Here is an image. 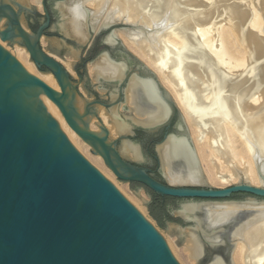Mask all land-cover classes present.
Returning a JSON list of instances; mask_svg holds the SVG:
<instances>
[{
  "label": "bare ground",
  "instance_id": "1",
  "mask_svg": "<svg viewBox=\"0 0 264 264\" xmlns=\"http://www.w3.org/2000/svg\"><path fill=\"white\" fill-rule=\"evenodd\" d=\"M31 1L42 8L43 0ZM218 1L59 0L56 6L61 30L79 43L87 42L90 28L98 32L121 25L108 35L107 43L123 42L157 75L175 101L191 141L185 135H172L158 147L170 184L223 188L245 182L264 188V2L261 17L253 3L252 9H239L234 8V1L231 8L221 6L227 0ZM5 44L0 38V45L6 48ZM68 56L63 62L70 68L69 58L74 56ZM15 58L39 82L62 94L56 79L38 71L25 48L16 46ZM259 61L263 64L256 71H261V77L254 69L259 77L254 81L247 65ZM127 69L126 62H113L107 55L89 67L95 81H122ZM230 92L235 98L246 99L242 112L254 119L240 115ZM126 93L127 113L113 107L111 114L101 115L112 137L129 133L132 124L153 128L169 118L170 107L151 78L130 75ZM81 102H77L80 111L84 108ZM98 125L92 122L91 129L97 132ZM80 141L83 154L91 153L92 164L114 179L103 159ZM124 144V152L141 159L138 147ZM182 213L198 223L184 234L183 252L191 264H198L207 254L208 264H264V201L190 204ZM227 245L232 246L229 261L223 256Z\"/></svg>",
  "mask_w": 264,
  "mask_h": 264
},
{
  "label": "water",
  "instance_id": "2",
  "mask_svg": "<svg viewBox=\"0 0 264 264\" xmlns=\"http://www.w3.org/2000/svg\"><path fill=\"white\" fill-rule=\"evenodd\" d=\"M42 10L46 22L33 32L22 22L36 12L33 7L0 0L2 42L25 48L36 68L56 79L62 93L56 94L39 82L0 45V264H180L167 240L139 208L84 157L80 138L119 181L140 183L163 197L194 200L182 204L176 213L185 224L177 225L182 231L198 224L183 215L187 205L240 202L233 199L238 194L264 201V188L245 182L223 189L168 182L158 147L172 135H185L190 140L189 128L157 75L120 40L115 45L105 44L121 45L128 58L141 63L139 67L154 81L171 113L156 127L132 124L129 133L110 141V130L93 109L95 105L106 106L104 102H87L64 65L42 48L51 23L46 0L42 1ZM3 21L6 27L2 29ZM117 26L121 25L98 32L90 28L87 42L79 43L66 35L59 23V41L66 45L75 40L84 47ZM104 54L109 56L107 51ZM122 93L121 87L119 99L110 108L125 103ZM78 100L84 102L82 111ZM174 109L179 113L176 130L156 147L161 182L139 163L128 160L119 144L132 143L142 156L141 146L132 140L134 130L159 129L168 123ZM93 118L100 123L101 132L91 129ZM197 200L201 202L195 203Z\"/></svg>",
  "mask_w": 264,
  "mask_h": 264
},
{
  "label": "rangeland",
  "instance_id": "3",
  "mask_svg": "<svg viewBox=\"0 0 264 264\" xmlns=\"http://www.w3.org/2000/svg\"><path fill=\"white\" fill-rule=\"evenodd\" d=\"M18 3H22L23 5H28L27 7H33L34 10L40 14H43V10L42 8H38L37 6H35V4L32 3L31 0H27V1H23V0H14ZM59 0H46V2H48V5L50 7V10L53 12L54 16H55V21H54V25L53 27L51 28V33L52 34H58V25L59 23H61L62 19H61V14L59 13L58 10H56V5L58 3ZM165 1V0H163ZM221 1V0H220ZM218 1V2H220ZM226 1V0H223V2ZM229 0L226 1V3H222L221 6H229L230 8L232 7V4H233V1H234V5L235 7L234 8H239V9H243L244 7L245 8H253V5L255 6L254 10L257 11V13L262 17V2H264V0H239V1H235V0H231L230 3L228 2ZM238 2V3H237ZM241 3V5L239 4ZM253 3L252 7L251 4ZM15 8L16 6L14 4H12ZM246 5V6H245ZM227 6V7H228ZM222 8V7H221ZM225 8V7H223ZM244 8V9H245ZM17 9V8H16ZM258 9V10H257ZM261 13V14H260ZM28 17V16H27ZM27 17L25 19V21H22L24 25H28L26 23L27 21ZM5 22V21H4ZM2 23L1 24V28H5L6 27V23ZM27 27V26H26ZM121 26H117L116 28H119ZM30 29V28H29ZM112 30H108V31H105L103 33H101V37L103 38V41H107L108 37L110 36V33H111ZM109 35V36H108ZM72 44V46H70V50L67 51V49H65V45H63L59 40H43L42 41V44L44 46V49L45 51L48 53L49 52H52L54 53L55 55H57L58 57H60L59 61H61L63 64V59H68V53H72V55L74 56V58H69V61H70V68H68V66H66L69 70L72 69V65H74V62L76 61V56L74 54V51L72 50L71 47H75L76 50L78 51H81V49L83 48V46H81L79 43H77L75 40L73 41H70ZM47 43V44H46ZM123 43V42H122ZM6 50L8 52H10L14 57H15V48L16 46H19L18 44H11V43H6ZM51 45V47H50ZM46 46V47H45ZM121 48V45H117ZM65 52L66 54H64L65 56L63 57L61 54ZM101 58V57H100ZM99 58V59H100ZM98 59V60H99ZM73 60V61H71ZM96 60V62L98 61ZM260 62V61H259ZM252 63L247 65V67L249 68V70L252 72L251 76L254 74L257 73V75H259V77H261V71L259 70L258 71V68H259V65L261 66L263 63L260 62V63ZM72 63V64H71ZM95 63V62H94ZM262 63V64H261ZM141 63H138V66L140 65ZM254 64V65H253ZM65 65V64H64ZM246 67V69L248 70V68ZM252 67V68H251ZM256 68H257V71H256ZM254 69H255V72H254ZM254 72V73H253ZM253 75V77H254ZM255 75V79L252 78V80H256L258 79L259 77ZM257 77V78H256ZM219 79V78H218ZM218 79L216 80V82L218 81ZM218 83V82H217ZM225 92V91H224ZM126 93V91H125ZM102 96L104 99H106V94L105 92H102ZM127 94V93H126ZM126 94H125V99H126ZM229 94V93H228ZM230 98L234 99L237 103V107L238 109L240 108L239 112H240V115H241V112L243 111L242 108L245 109L244 104L246 105L245 101L246 99H241L239 97L235 98V94L231 93L230 92ZM175 102V101H174ZM225 102V101H224ZM223 102V103H224ZM83 103V102H81ZM222 103V102H221ZM126 105L128 107V109L126 108ZM239 105V106H238ZM115 108V107H114ZM117 108V107H116ZM127 109V110H126ZM97 110H98V113L100 114V116L104 113H108V111L104 108V107H97ZM118 111L122 112V113H127V111H129V105L127 104V99L125 101V103L123 104V106L120 107V109H118ZM117 111V112H118ZM244 114V115H243ZM247 114V113H246ZM245 114V110H244V113L242 112V117H245L246 116ZM248 117V116H246ZM253 117V116H252ZM252 117H248V119H254ZM178 119H179V113H178ZM250 119V120H251ZM101 120L103 121V118L101 116ZM133 121V120H132ZM94 124H96L98 127H99V122L97 119H95L94 121H92ZM104 122V121H103ZM127 122V121H126ZM134 122V121H133ZM105 124V123H104ZM105 126L107 127V124H105ZM188 126V125H187ZM109 128V126L107 127ZM189 128V127H188ZM98 131H100V128H98ZM97 131V132H98ZM175 131V130H174ZM125 133H128V132H125ZM124 133V134H125ZM190 133V134H189ZM189 135H191V132L189 131L188 132ZM120 137V135H118L117 137H112L110 135V141H115V140H118ZM127 144H120L119 145V150H121L124 154V156L128 159V160H131L133 162H137L139 163L140 165L142 166H146L148 164H151V161L147 158V157H144L143 155L141 156V159H136L132 154H127L126 152H124L125 150V147H126ZM92 150V148H91ZM84 155V154H83ZM89 156H91V153L89 155H84V157L92 164V162L90 161L89 159ZM93 165V164H92ZM94 166V165H93ZM95 167V166H94ZM97 168V167H95ZM98 171H100L98 168H97ZM101 172V171H100ZM102 173V172H101ZM103 174V173H102ZM104 175V174H103ZM105 176V175H104ZM115 176V175H114ZM106 177V176H105ZM108 178V177H107ZM109 179V178H108ZM115 186H117V188L126 196L128 197L138 208L139 210L143 213V215L155 226V228L159 231V233L167 240V242L169 243L170 247H171V250L173 252V254L175 255V257L177 258V260L179 261L180 264H191L187 259H186V255L184 254L183 252V249H184V245H185V236L184 234L188 231V226H186V229L184 231L180 230L177 225H185L184 222L183 223H167L166 227L163 228L161 226L158 225L157 221L154 220V218L151 216V213H150V210L148 208V205L150 204L151 200H152V196L151 194L144 188H141V187H133L131 184L129 183H124V182H121L119 181L116 176L114 179H109ZM235 185V184H233ZM204 186H209V187H212L213 188H228V187H219V186H215L212 185V184H207V185H204ZM252 197L249 196V195H246V194H238L236 196L233 197V199L235 200H238V201H247V200H250ZM194 200L192 201H188V200H183L181 202H179L178 204H176L175 206H169V210H170V213L172 214V216H174L175 218H179L176 213L178 211V209L180 208V206L182 204H189V203H193ZM201 201L197 200L195 203H200ZM191 225V224H189ZM180 236V237H179ZM178 248V249H177ZM180 249V250H179ZM231 253H232V246L230 245H227L224 249H223V256L224 258L229 261V259L231 258ZM210 261V257L209 255L207 254L206 257L200 261L198 264H208ZM188 262V263H186Z\"/></svg>",
  "mask_w": 264,
  "mask_h": 264
},
{
  "label": "flooded vegetation",
  "instance_id": "4",
  "mask_svg": "<svg viewBox=\"0 0 264 264\" xmlns=\"http://www.w3.org/2000/svg\"><path fill=\"white\" fill-rule=\"evenodd\" d=\"M47 6L51 15V23H50V27L45 30V40L51 41L52 39L55 38L59 40L60 38L59 34L51 33V28L54 25L55 16L53 12L50 10L48 2H47ZM27 16L28 17L26 23L28 22L27 23L28 27L33 32H37L39 28L46 22L44 15L38 12L30 13ZM71 44L72 43L68 41L64 48L67 49V51L70 50L69 48L70 46H72ZM41 46L44 49L42 42H41ZM72 50H74V54L76 55V61L74 62V65H72L71 70H69L61 61H59L58 59L57 60L62 65H64V67L68 70L73 83L77 86V89L80 92V94L86 98L87 102H92V103L96 101L104 102L106 106H101V105L93 106V109L95 110V112H97V115L100 119L101 116L98 113L97 107H104L108 111L107 114H111L113 107L110 108V106L119 99L121 87L122 90H124V93H122V98L125 97V91L127 88L130 75L134 73H138V75L141 78H147L145 71H143L133 59L128 58L126 54L123 52L122 48H120L119 46H115V47L107 46L103 41L101 35H98L95 39L87 43L81 49V51H78L76 49H72ZM106 51L109 53L108 57L113 62L127 63L128 69L126 71V78H124V80L126 81L125 84L122 85L120 80H106L104 78H100L99 81H95L91 77L89 71L90 64L94 63L100 57L105 55L104 53ZM64 54L66 53L63 52L61 55L64 57L65 56ZM102 92H105L106 99L103 98ZM113 96H116L117 98H113ZM123 102H121L120 105H116L115 107H118V109H120V107L123 106L124 104ZM178 121H179L178 112L174 109L173 114L171 115L168 123L160 127L159 129H156L152 132H147L142 128H136L134 130L135 135L132 138V140L137 142L141 146L143 156L147 157L151 161V164H148L146 166H142V165L141 166L149 170L150 173L155 178L158 179L161 178L162 181L163 178L159 173V165L156 159L157 156L156 147L158 144L164 141L166 135L176 130Z\"/></svg>",
  "mask_w": 264,
  "mask_h": 264
},
{
  "label": "trees",
  "instance_id": "5",
  "mask_svg": "<svg viewBox=\"0 0 264 264\" xmlns=\"http://www.w3.org/2000/svg\"><path fill=\"white\" fill-rule=\"evenodd\" d=\"M157 180L163 182L161 178H156ZM133 187H141L146 189L152 196V200L150 204L148 205V208L150 210L151 216L154 218V220L157 221L158 225L165 228L167 223H183V221L180 218H175L172 216L169 210V206H175L179 202H181V199L174 198V197H163L160 195H157L150 189L146 188L144 185L140 183H131Z\"/></svg>",
  "mask_w": 264,
  "mask_h": 264
}]
</instances>
